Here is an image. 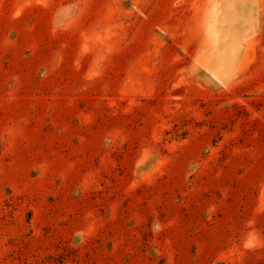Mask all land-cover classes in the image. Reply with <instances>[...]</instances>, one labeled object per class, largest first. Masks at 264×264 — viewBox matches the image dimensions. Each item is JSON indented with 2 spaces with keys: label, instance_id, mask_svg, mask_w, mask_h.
<instances>
[{
  "label": "rangeland",
  "instance_id": "374dc122",
  "mask_svg": "<svg viewBox=\"0 0 264 264\" xmlns=\"http://www.w3.org/2000/svg\"><path fill=\"white\" fill-rule=\"evenodd\" d=\"M0 264H264V0H0Z\"/></svg>",
  "mask_w": 264,
  "mask_h": 264
},
{
  "label": "bare ground",
  "instance_id": "6f19581e",
  "mask_svg": "<svg viewBox=\"0 0 264 264\" xmlns=\"http://www.w3.org/2000/svg\"><path fill=\"white\" fill-rule=\"evenodd\" d=\"M240 12L242 13H234L231 16H226L220 23L221 50L217 57L218 66L223 67L228 62H231L236 47L243 43L245 36L252 33L249 25L253 13L248 9L240 10Z\"/></svg>",
  "mask_w": 264,
  "mask_h": 264
}]
</instances>
